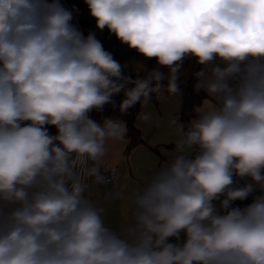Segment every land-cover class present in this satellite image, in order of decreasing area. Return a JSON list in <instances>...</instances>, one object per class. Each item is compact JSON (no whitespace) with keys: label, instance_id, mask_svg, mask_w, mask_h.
Here are the masks:
<instances>
[{"label":"clouds","instance_id":"9594fccd","mask_svg":"<svg viewBox=\"0 0 264 264\" xmlns=\"http://www.w3.org/2000/svg\"><path fill=\"white\" fill-rule=\"evenodd\" d=\"M84 2L97 29L168 73L124 76L60 0H0V264H264V0ZM189 57L205 102L146 185L117 193L114 229L113 201L93 195L127 126L89 113L121 91L122 114L178 94Z\"/></svg>","mask_w":264,"mask_h":264},{"label":"crops","instance_id":"0c3cea01","mask_svg":"<svg viewBox=\"0 0 264 264\" xmlns=\"http://www.w3.org/2000/svg\"><path fill=\"white\" fill-rule=\"evenodd\" d=\"M74 2L77 5L74 8L80 17L83 28L88 33V7L84 0H74ZM92 29L103 48L109 53H114L112 56L122 65L124 76L132 79L135 73L145 74L148 71L151 58H146L135 49H130L126 44H122L107 29H97L95 18ZM204 100L202 103L205 102ZM181 102L180 93L176 95L162 93L157 96L156 100L151 99L147 106H141L140 112L151 114V120L148 122L139 120L138 117L136 119V125L140 129L144 142L131 145L132 138L128 133V127L122 141L107 142L105 160L117 167V177L114 182L94 189L93 199L101 201L111 199L113 201L108 207L105 217L106 223L110 227L119 229L124 222L122 200L117 197V193L130 195L141 190L151 175L167 163L169 157L174 155L177 139L176 126L180 124ZM172 121L176 123L173 124ZM49 134L55 135L56 128L49 130Z\"/></svg>","mask_w":264,"mask_h":264},{"label":"trees","instance_id":"16d2710c","mask_svg":"<svg viewBox=\"0 0 264 264\" xmlns=\"http://www.w3.org/2000/svg\"><path fill=\"white\" fill-rule=\"evenodd\" d=\"M196 61L194 58H186L183 62L181 69V74L177 83L179 84L180 94L182 98L181 108L179 112V123L187 125L192 119L197 115L195 109L201 106L203 100L206 98V94L203 91H196L194 85L196 84L195 73L200 70L201 65L196 72L187 75V73L194 70ZM167 67L160 66L157 64L155 58H151L149 62V69L147 72H150L154 69H159L162 71L165 76L168 73ZM135 73L132 77V80L136 78H143L147 74ZM162 84L167 85V79L162 81ZM133 85H127L126 87H132ZM163 93H167L166 91ZM157 94H153L152 100L157 99ZM124 93L121 91L119 94H116L112 97V103L106 104L102 111H92L91 119L102 123L105 118H119L126 122L128 127V133L132 138L131 145H135L140 142H144V139L141 135L140 129L136 125V119L140 113L141 104L138 102L134 107L130 108L126 114H122L119 111V105L124 99ZM48 131L55 128L54 126H46Z\"/></svg>","mask_w":264,"mask_h":264},{"label":"built area","instance_id":"2783aa9c","mask_svg":"<svg viewBox=\"0 0 264 264\" xmlns=\"http://www.w3.org/2000/svg\"><path fill=\"white\" fill-rule=\"evenodd\" d=\"M60 2L64 5V7H66L69 10H73V21L72 23L74 25H76L82 32L83 34L86 36L88 35L90 32L93 33V23H94V18L90 15L89 12V31L88 33L85 32L82 22L80 20V17L76 11V9L74 8V6L69 2V0H60ZM89 10V9H88ZM111 55H114V53H111ZM89 116L91 118V112L89 113ZM171 159V157L168 158V161ZM105 168L107 169L106 171H104L105 176L107 177V182L105 185L110 184L112 182L115 181L116 177H117V167L114 165L109 164L106 160H105ZM103 170V169H102ZM235 182L243 185V183L245 182L244 180H241L239 178H234ZM259 194L254 193L253 195ZM252 202V196H250L248 199L244 200V201H235L233 206H239V207H244L248 204H250ZM181 239H183V237H181ZM175 240H170V242H174Z\"/></svg>","mask_w":264,"mask_h":264},{"label":"water","instance_id":"95a60500","mask_svg":"<svg viewBox=\"0 0 264 264\" xmlns=\"http://www.w3.org/2000/svg\"><path fill=\"white\" fill-rule=\"evenodd\" d=\"M198 68H199V65L196 63L194 70H192L191 72L187 73V75H190V74L196 72L198 70Z\"/></svg>","mask_w":264,"mask_h":264},{"label":"rangeland","instance_id":"374dc122","mask_svg":"<svg viewBox=\"0 0 264 264\" xmlns=\"http://www.w3.org/2000/svg\"><path fill=\"white\" fill-rule=\"evenodd\" d=\"M69 2L75 7L77 6L76 3L74 2V0H69Z\"/></svg>","mask_w":264,"mask_h":264}]
</instances>
